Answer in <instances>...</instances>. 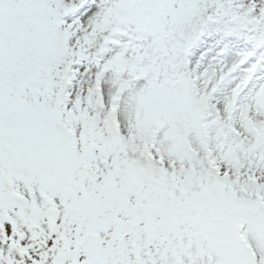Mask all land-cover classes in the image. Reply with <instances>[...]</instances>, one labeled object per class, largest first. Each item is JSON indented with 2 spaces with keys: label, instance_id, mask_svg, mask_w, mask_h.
Here are the masks:
<instances>
[{
  "label": "snow or ice",
  "instance_id": "obj_1",
  "mask_svg": "<svg viewBox=\"0 0 264 264\" xmlns=\"http://www.w3.org/2000/svg\"><path fill=\"white\" fill-rule=\"evenodd\" d=\"M0 264H264V0H0Z\"/></svg>",
  "mask_w": 264,
  "mask_h": 264
}]
</instances>
